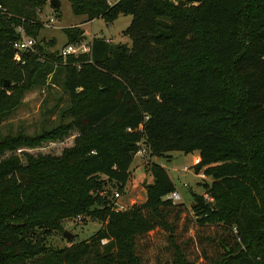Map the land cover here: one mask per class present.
I'll use <instances>...</instances> for the list:
<instances>
[{
  "label": "trees",
  "instance_id": "1",
  "mask_svg": "<svg viewBox=\"0 0 264 264\" xmlns=\"http://www.w3.org/2000/svg\"><path fill=\"white\" fill-rule=\"evenodd\" d=\"M49 1L0 0V122L53 68L70 100L66 124L0 138V264H264V0H67L87 22L130 17L131 45L94 37L65 59L40 37ZM18 27L35 52L16 61ZM63 33L65 46L84 35ZM73 132L59 156L28 152ZM140 150L198 152L211 182L187 208L163 199L175 187L146 162L145 201L116 212L106 190L125 191ZM77 217L101 227L51 249Z\"/></svg>",
  "mask_w": 264,
  "mask_h": 264
},
{
  "label": "rangeland",
  "instance_id": "2",
  "mask_svg": "<svg viewBox=\"0 0 264 264\" xmlns=\"http://www.w3.org/2000/svg\"><path fill=\"white\" fill-rule=\"evenodd\" d=\"M170 1L176 2L175 0ZM180 1L184 5L186 2L195 4L197 0ZM108 2L114 3V0H108ZM59 5V9L55 10L47 4L38 16L40 23L43 25L40 37L45 42L44 50L46 52L59 53L65 47L66 37L63 29L70 27H80L84 30L83 44L89 43L94 37H101L110 42L112 41V44L121 43L130 47V40L122 35V32L130 24V17L120 16L110 25L101 19L87 22L84 17L72 14L67 0H59ZM50 18L54 19L55 23L47 26L46 23ZM18 29L21 30L20 27L16 30ZM50 43L53 46H48ZM52 77L57 78L56 82L52 81ZM61 79V75H58L56 69L53 68L52 73L47 77L46 85L26 91L17 106L0 122V138L16 133H24L27 136L34 137L40 134L43 129L49 130L62 123L69 122L68 118L64 119V112L70 108V100L69 96L62 90ZM75 135L76 133L73 132L65 140L50 141L28 152L32 155L59 156L63 149L72 146ZM146 162L157 164L165 169L175 187V191L181 197V200L177 203L184 204L187 208H190L193 203L192 194H203L201 184L211 182V179L203 177L202 173L198 176L193 170V166L198 162V152L191 154L170 152L164 157L135 156L130 167V179L125 191L120 194V198L115 202L117 205L129 209L131 206L145 201L146 187L152 183V177L144 169ZM115 192L117 191L113 188L106 190L108 200L112 204ZM61 227L64 232L73 235V239L70 241L79 243L95 234L100 229L101 224L89 219L82 221V217H77L63 222ZM47 244L51 249H59L67 245L68 241L58 233L49 237Z\"/></svg>",
  "mask_w": 264,
  "mask_h": 264
},
{
  "label": "built area",
  "instance_id": "3",
  "mask_svg": "<svg viewBox=\"0 0 264 264\" xmlns=\"http://www.w3.org/2000/svg\"><path fill=\"white\" fill-rule=\"evenodd\" d=\"M54 23H55V20L50 18L48 23H46V25L49 26L50 24H54ZM16 32L19 34V40L16 41L12 45V48H13V51L16 53L14 60L18 61L19 58L17 57V55L28 53V52H31V53L35 52L34 50L35 42L33 39L26 37L24 33L21 32L20 29L16 30ZM87 53H89V43L83 44V41H82L77 45H69V46L63 47L61 51L59 52V56L65 59L69 55H83ZM144 155H145V151L143 150L138 151V153L136 154V156L138 157H142ZM118 198H120V194L118 192H115L114 199H113L114 202H117ZM204 198L206 200H209L207 195H204ZM165 200L171 201L173 203H177L178 201L181 200V197L177 191H174L168 194ZM114 210L116 212H123L126 210V207L122 205H117V203H115ZM105 242L106 241H102V243H105Z\"/></svg>",
  "mask_w": 264,
  "mask_h": 264
},
{
  "label": "water",
  "instance_id": "4",
  "mask_svg": "<svg viewBox=\"0 0 264 264\" xmlns=\"http://www.w3.org/2000/svg\"><path fill=\"white\" fill-rule=\"evenodd\" d=\"M49 5H51L55 10L59 9V1L58 0H51L49 1ZM178 5H183V2L180 1L178 3ZM9 84V82H4L3 83V87L5 88L7 85ZM63 236L64 238H66L67 240H72L73 239V235L69 234L68 232H63Z\"/></svg>",
  "mask_w": 264,
  "mask_h": 264
},
{
  "label": "crops",
  "instance_id": "5",
  "mask_svg": "<svg viewBox=\"0 0 264 264\" xmlns=\"http://www.w3.org/2000/svg\"><path fill=\"white\" fill-rule=\"evenodd\" d=\"M117 0H114V2H116ZM110 3V2H109ZM111 4H113V2L111 3ZM83 30V29H82ZM84 31V30H83ZM92 40V39H91ZM91 42V41H90ZM89 42V43H90ZM112 42V41H111ZM198 159H199V156H198ZM199 176V175H198ZM204 177V176H203Z\"/></svg>",
  "mask_w": 264,
  "mask_h": 264
}]
</instances>
